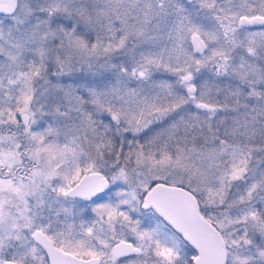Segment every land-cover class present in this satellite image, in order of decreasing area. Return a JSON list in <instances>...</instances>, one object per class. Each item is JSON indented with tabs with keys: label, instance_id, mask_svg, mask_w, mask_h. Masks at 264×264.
I'll use <instances>...</instances> for the list:
<instances>
[{
	"label": "rangeland",
	"instance_id": "374dc122",
	"mask_svg": "<svg viewBox=\"0 0 264 264\" xmlns=\"http://www.w3.org/2000/svg\"><path fill=\"white\" fill-rule=\"evenodd\" d=\"M254 4V0H18L14 14L0 18L3 100L13 97L24 81L21 64L37 56L40 62L32 72L33 82L27 81L25 100L18 98L23 104L16 120L0 113V235L13 219H26L32 228L30 220L51 213L56 199L66 206L72 203L77 215L88 212L78 202L60 199L62 191L57 194L62 184L56 174L70 159L40 145L36 131L40 121L52 115L63 132L85 143L87 152L97 158L87 172L108 177L105 172L114 175L124 168L141 177L125 184L145 187L138 191L130 214L115 211L114 195L122 183L119 176L108 177L110 189L92 204L107 229L122 224V229L140 230L139 220L151 216L140 208L149 189L173 183L199 198L202 212L224 238L226 264H264V105L259 102L264 98L248 89L254 80L264 89V29L249 30L239 23L240 16L258 14ZM194 32L207 44L197 57L190 45ZM243 59L259 64L254 66V79L242 69ZM187 75L192 76L190 82L183 81ZM211 78L242 86L235 88L238 98L239 91L248 89L260 97L257 106L246 113L247 103L209 102L188 91L201 87L205 94ZM246 82L250 84L243 85ZM180 90L187 92L196 116L211 124L208 134L201 133L200 121L177 134L182 118L169 102ZM199 103L210 108L199 109ZM22 112L29 116L27 125L18 119ZM111 128L119 140L146 133L152 139L120 152V159L117 152L99 147Z\"/></svg>",
	"mask_w": 264,
	"mask_h": 264
},
{
	"label": "flooded vegetation",
	"instance_id": "af4514ba",
	"mask_svg": "<svg viewBox=\"0 0 264 264\" xmlns=\"http://www.w3.org/2000/svg\"><path fill=\"white\" fill-rule=\"evenodd\" d=\"M262 103L264 105V101ZM70 187L62 191L63 199L84 205L88 212L77 215L71 210L65 214L51 212L35 215L30 220L33 221L30 223L32 228L27 226L26 219H13L11 227L0 235V264H50L44 248L33 238L36 230L44 233L62 252L91 260L88 264H193L196 250L153 207L142 208L145 197L140 208L150 212L151 216L148 220H139L140 230L122 229V224L111 230L106 228L104 219L94 212L95 206L92 208L94 202L102 200V195L84 201L67 195ZM197 208L214 225L202 212L198 199ZM134 217L131 215V221ZM122 241L131 243L137 251L118 254L114 247Z\"/></svg>",
	"mask_w": 264,
	"mask_h": 264
},
{
	"label": "trees",
	"instance_id": "16d2710c",
	"mask_svg": "<svg viewBox=\"0 0 264 264\" xmlns=\"http://www.w3.org/2000/svg\"><path fill=\"white\" fill-rule=\"evenodd\" d=\"M180 1L183 2V0H180ZM254 1H255L254 8L256 9V12L258 14L259 13L264 14V0H254ZM5 17L7 18L8 16L0 15V18H5ZM25 28H28V27H25ZM248 29L249 30L264 29V26L248 28ZM0 44H1V39H0ZM187 53H189V51H187ZM194 55L196 57L199 56L197 54H194ZM243 61L245 65H242L243 66L242 69L248 71L251 77L254 79L255 77L254 73H256V68L254 66H258L259 64H255V62L248 61L246 59H243L242 62ZM38 62H40V60H39V57L37 56L35 58H28L26 60V63L23 62L21 64V66L19 67V70L23 72L25 79L18 86H16L17 87L16 92L13 95V97L10 96L8 99L3 100V98L0 95V113L1 115H6L4 116L5 118L8 117L12 120H16L18 109L23 104V99L25 97L24 94H26L25 91L29 88L27 81L28 79H30L31 82H33L32 72L37 67ZM0 77L2 78V76ZM249 84L250 82H246L243 85L248 86ZM258 85H260V83L259 82L256 83L254 80L248 86L249 87L248 89H251L254 93L258 95L262 94V97L264 98V89L260 88ZM205 87H206L204 89V91H206L205 94L202 93L203 90L201 89V87L195 88L196 89L195 94L201 98L203 97L204 100L209 101V102H212L214 100V101H218L219 103H226L228 105L234 104V102L247 103L248 109H246V113H248L252 107H255V104L260 100L259 96H258L259 99H257L258 97L256 98V96L251 95L252 93H248V89L239 91L241 93V97L238 98L236 96V91L239 87H242V86H240L237 83L228 81V80H218V79L211 78L209 80V83L207 81ZM211 94H213L212 98H210ZM21 96L23 97V99L22 98L18 99ZM186 97H187V92L184 90H180L179 94L174 96V98L171 99L169 102V105H171L170 107H173V106L178 107L180 116L182 118V121L177 124L179 127L177 134L178 135L182 134L187 126L189 125L191 126L192 124L195 125V123L198 121L201 122V126L203 127V129L200 127L202 131L201 133L208 134L206 132H209L210 129L212 128L211 124L206 125L205 122H203L204 120L202 119L204 116L203 117L198 116L199 118L196 116L197 115L196 111H194V109L191 107L190 101L186 99ZM259 102L262 103L261 100ZM200 122H198L199 125H200ZM60 126L61 125L58 123L56 118L52 115L44 117L42 121H40V123L36 126L37 138L41 140L40 145L41 144L44 145L43 146L44 148L46 147L50 148L51 151H54L53 153L55 156L57 152H64L63 156L70 159V162H68L67 164H64L65 165L64 170H61L56 174V176L59 178V181H58L59 184H62L59 186V188H57L58 190L57 194H59V192L63 191L64 189L72 185L74 182H76L80 176H82L83 174L87 172L89 167H92L94 163H96V159H97L93 154H90L87 152V150L85 149V143L79 142L75 140L73 137H71L69 134L63 132ZM165 131L166 133L168 132L167 129ZM145 139H152L151 134L146 133L139 138H135V137L128 136V135H123L122 139L119 140V138L116 135L115 130L111 128L110 130H107L105 132V139L103 140L104 144L99 145V147L101 149H105V151L110 152V153L117 152V154L120 156V159H121L122 153L120 155V152L124 153L126 151H132L133 149L137 147L136 146L137 142L141 143ZM125 157L126 155H124V158ZM120 159H118V161L116 162L117 165L121 164ZM113 173L114 175L109 174L108 172H105V174L109 178H112L114 180L118 179L116 177L119 176L118 181L122 183V185H120L119 187L120 192H116V194L114 195L115 200L113 201V207L116 212L130 214L133 211V210L131 211V209H133L131 208L132 202L135 203L136 201L135 198L137 197L138 191H140L144 186L140 185L139 187H135L134 185L129 184V186H127L125 184L126 182L132 183L134 181H139L141 180V177L130 174L124 168L121 169L120 171L115 170ZM184 188L190 191V189H188L187 187H184ZM106 193L102 194V197L105 196ZM59 195L61 197L60 199L64 200L63 195L62 194H59ZM196 198L199 199L197 196ZM52 200H55V198ZM58 202L60 201H57L56 199L52 203V205L56 208L54 209L53 207L52 210H50V212H54L55 210L57 211V212L55 211L57 214H65V213L71 212V207L73 208L72 203L71 205L66 206ZM129 203H131V205ZM64 207L66 209H64Z\"/></svg>",
	"mask_w": 264,
	"mask_h": 264
},
{
	"label": "water",
	"instance_id": "95a60500",
	"mask_svg": "<svg viewBox=\"0 0 264 264\" xmlns=\"http://www.w3.org/2000/svg\"><path fill=\"white\" fill-rule=\"evenodd\" d=\"M18 0H0V15L10 16L17 8ZM192 3L194 0H185ZM239 23L247 28L264 26V15L255 14L240 16ZM192 52L202 55L207 50L206 42L200 34L194 32L190 35ZM191 75L183 77L184 82H190ZM191 86L188 91L195 92ZM199 109L208 110L206 103H199ZM18 119L27 125L29 116L25 112L18 115ZM111 187L110 180L99 171H90L83 174L67 191L71 197L90 201L96 196L106 193ZM151 206L168 222L182 237L196 250L197 255L193 264H226L227 249L220 231L212 225L197 208L196 196L180 185L157 183L153 185L145 196L142 208ZM34 240L39 243L49 257L50 264H88L91 260H84L67 254L53 245L51 240L41 231L36 230ZM118 254L135 252L136 248L128 242H118L115 245ZM3 264H14L4 262Z\"/></svg>",
	"mask_w": 264,
	"mask_h": 264
}]
</instances>
